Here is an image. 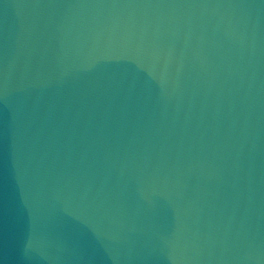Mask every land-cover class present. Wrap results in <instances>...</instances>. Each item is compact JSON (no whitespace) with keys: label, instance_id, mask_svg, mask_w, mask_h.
I'll use <instances>...</instances> for the list:
<instances>
[{"label":"water","instance_id":"water-1","mask_svg":"<svg viewBox=\"0 0 264 264\" xmlns=\"http://www.w3.org/2000/svg\"><path fill=\"white\" fill-rule=\"evenodd\" d=\"M0 264H264V0H0Z\"/></svg>","mask_w":264,"mask_h":264}]
</instances>
